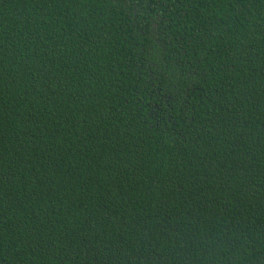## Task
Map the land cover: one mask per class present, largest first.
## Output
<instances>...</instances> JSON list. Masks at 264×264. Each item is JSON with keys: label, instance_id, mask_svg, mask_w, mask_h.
<instances>
[{"label": "trees", "instance_id": "1", "mask_svg": "<svg viewBox=\"0 0 264 264\" xmlns=\"http://www.w3.org/2000/svg\"><path fill=\"white\" fill-rule=\"evenodd\" d=\"M0 264H264V0H0Z\"/></svg>", "mask_w": 264, "mask_h": 264}]
</instances>
